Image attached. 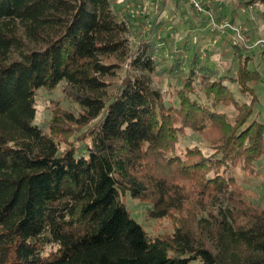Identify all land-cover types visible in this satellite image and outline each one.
<instances>
[{
  "label": "trees",
  "instance_id": "16d2710c",
  "mask_svg": "<svg viewBox=\"0 0 264 264\" xmlns=\"http://www.w3.org/2000/svg\"><path fill=\"white\" fill-rule=\"evenodd\" d=\"M113 1L0 0V264H264V205L240 183L264 163L252 54L233 42L237 66L221 71L194 51L169 98L132 73L108 97L127 52ZM158 24L134 60L151 72ZM62 82L83 110L56 109L46 131L36 92ZM187 128L213 153H178ZM128 195L172 229L147 231Z\"/></svg>",
  "mask_w": 264,
  "mask_h": 264
},
{
  "label": "rangeland",
  "instance_id": "374dc122",
  "mask_svg": "<svg viewBox=\"0 0 264 264\" xmlns=\"http://www.w3.org/2000/svg\"><path fill=\"white\" fill-rule=\"evenodd\" d=\"M204 0L205 5L212 10L217 25H211L208 16L198 14L190 5L189 0H114L113 9L119 20L127 21L128 30L124 33L127 52L115 55V62L119 64L117 74L106 76L110 83L107 96L111 97L119 88L128 73L144 76L150 84L162 89L167 98L169 94L180 86L184 77L188 75V58L194 51L200 55L199 65L204 64L208 69L226 70L228 66H237V58L233 51V42L240 45L246 53L252 54L249 59L251 68H258L262 74L260 82L255 84L260 101L254 106V117L264 122V2L260 0ZM131 15V17H129ZM204 20V21H203ZM158 29L154 40L153 56L154 71L151 72L135 65V57L147 59L145 43L150 35L154 22ZM227 24V25H226ZM164 38V41L162 40ZM263 44V45H262ZM145 51V52H143ZM178 57L179 68L171 71V67ZM236 58V59H235ZM201 63V64H200ZM198 65V64H197ZM64 82L54 88L41 87L35 96L36 116L34 124L44 130L48 129L56 109L69 110L78 114L83 107L68 96L63 90ZM239 97L238 94H235ZM77 146L82 141L72 137ZM199 146L207 155L213 153L210 143L187 128L180 134L177 152L184 153L188 147ZM264 161V157L261 161ZM259 167V174H240L241 187L246 190L249 200L264 205V163ZM131 215L151 234L172 229L170 218L152 219L147 215V204L132 198H123ZM226 201L223 196L210 204L209 208L218 213ZM196 222L193 225L196 227Z\"/></svg>",
  "mask_w": 264,
  "mask_h": 264
},
{
  "label": "built area",
  "instance_id": "2783aa9c",
  "mask_svg": "<svg viewBox=\"0 0 264 264\" xmlns=\"http://www.w3.org/2000/svg\"><path fill=\"white\" fill-rule=\"evenodd\" d=\"M189 3L193 7V9L196 11V13L208 16L211 20L210 23L213 27L215 28L219 27V25H217L214 15L212 14V10H210L209 7L205 5L204 0H189Z\"/></svg>",
  "mask_w": 264,
  "mask_h": 264
}]
</instances>
